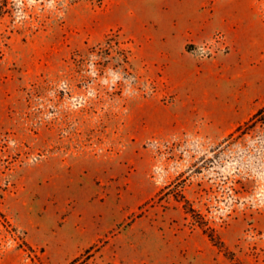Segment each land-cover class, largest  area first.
I'll use <instances>...</instances> for the list:
<instances>
[{
  "label": "rangeland",
  "instance_id": "1",
  "mask_svg": "<svg viewBox=\"0 0 264 264\" xmlns=\"http://www.w3.org/2000/svg\"><path fill=\"white\" fill-rule=\"evenodd\" d=\"M148 16L0 0V264H264V110L188 122Z\"/></svg>",
  "mask_w": 264,
  "mask_h": 264
},
{
  "label": "crops",
  "instance_id": "2",
  "mask_svg": "<svg viewBox=\"0 0 264 264\" xmlns=\"http://www.w3.org/2000/svg\"><path fill=\"white\" fill-rule=\"evenodd\" d=\"M147 4L146 19L152 24L147 59L158 69L162 66L188 122L201 123L199 130L221 138L264 107V16L259 0ZM217 32L225 35L228 54L199 59L187 52L188 44L203 43Z\"/></svg>",
  "mask_w": 264,
  "mask_h": 264
},
{
  "label": "built area",
  "instance_id": "3",
  "mask_svg": "<svg viewBox=\"0 0 264 264\" xmlns=\"http://www.w3.org/2000/svg\"><path fill=\"white\" fill-rule=\"evenodd\" d=\"M229 49L226 37L223 33H215L209 40L200 44H189L187 52L198 58L214 57L219 53H225Z\"/></svg>",
  "mask_w": 264,
  "mask_h": 264
},
{
  "label": "trees",
  "instance_id": "4",
  "mask_svg": "<svg viewBox=\"0 0 264 264\" xmlns=\"http://www.w3.org/2000/svg\"><path fill=\"white\" fill-rule=\"evenodd\" d=\"M264 110V107L259 109L248 121H246L244 124L238 126L235 131H241L243 129V127L248 126V124L252 121V119H254L255 117H257L258 115H260ZM209 239L214 243V244H218L219 242L216 241V239L213 236H208Z\"/></svg>",
  "mask_w": 264,
  "mask_h": 264
}]
</instances>
